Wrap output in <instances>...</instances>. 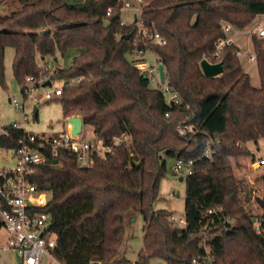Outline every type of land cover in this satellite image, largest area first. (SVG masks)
<instances>
[{"label": "trees", "instance_id": "1", "mask_svg": "<svg viewBox=\"0 0 264 264\" xmlns=\"http://www.w3.org/2000/svg\"><path fill=\"white\" fill-rule=\"evenodd\" d=\"M123 2L0 0V6L11 7L0 14L1 86L6 87L4 50L13 47L12 73L24 97L28 76L37 86L64 79L71 83L49 99L59 102L64 120L80 116L93 137L104 142L127 135L88 167H79L70 151L42 150L46 160L33 181L48 193L43 211L50 215L54 255L64 264H146L154 257L165 264H209L199 247V229L208 226L209 232L224 228L207 239L212 264H264V242L253 224L254 217L264 215V200L247 180L234 177L231 162L239 156L254 159L247 144L258 150L259 141L264 143V37L250 36L258 87L243 70L237 45L227 44L213 55L216 43L227 36L222 21L243 29L264 13V0H142L138 23L130 24L121 23ZM138 26L166 40L148 47L178 94L174 105L126 56L142 47ZM69 49L75 52L68 67L49 71L37 63V55L57 62ZM204 57L221 61L222 72L204 76L199 67ZM182 122L194 131L179 132ZM4 128L0 146L13 147L24 130L11 124ZM164 155L173 162L192 160V172L182 177L185 227L170 220L171 210L153 208L166 171ZM255 177L264 182L262 174ZM129 211L144 221L134 263L114 258Z\"/></svg>", "mask_w": 264, "mask_h": 264}, {"label": "built area", "instance_id": "2", "mask_svg": "<svg viewBox=\"0 0 264 264\" xmlns=\"http://www.w3.org/2000/svg\"><path fill=\"white\" fill-rule=\"evenodd\" d=\"M123 1L122 8L128 7L133 9L136 6L139 7L142 2V0ZM110 10V8L107 9L106 15H109ZM133 17V22L138 23L139 10ZM258 18L256 22L255 19L254 23L252 22L247 27L248 39H250L252 34H256L261 38L264 37V13L259 15ZM121 23L125 24L122 20ZM222 27L227 36L216 43L213 52L214 56H218L225 45L233 43L230 33L235 34L242 30L226 21H222ZM137 31L140 35L142 47L133 48L128 53L131 55L129 60L144 74L149 85H153V87L158 88L162 92L165 102L168 105H174L178 102L179 97L177 92L173 91L166 83L165 71L164 81H160L158 73V64L160 62H149L146 58L147 55L154 54L148 47V44L164 45L166 40L157 31L149 32L141 26H138ZM134 45H137V41H134ZM236 54L238 56V51ZM244 54L248 60L253 61L255 58L253 48L252 50L246 49ZM48 65L50 66V64ZM79 79L80 77L76 78V80ZM35 82L31 76L26 77V84L23 88L26 98L37 87ZM65 82V85L71 83ZM62 88L56 86L53 91H45L43 94L44 99L48 100L54 95H59ZM10 101L18 109L23 108V105L18 103L16 99L13 98ZM165 115L168 116L169 113L167 112ZM22 118L23 121L21 123L17 121L9 123L14 127L22 128L24 134L17 139L13 147L3 148L8 150L10 154L9 162L7 161V164L0 165V249L12 250L18 257L19 264H64L53 253L55 239L54 235L49 231L51 219L50 215L43 211L48 202V193L45 190L38 189L33 181V175L38 165L46 160V154L42 150L50 151L54 154L58 150L70 151L76 157L79 167H88L92 164L94 157L105 159L108 154L113 152L116 145L127 139V135L121 133L110 142H104L101 138L97 137L87 140L81 137L80 132L72 135L70 131L71 124L66 121L63 131L59 133L50 135L36 134L26 131L22 126L28 119V115L23 112ZM177 129L181 133L194 131V127L185 122L179 123ZM5 133L6 129L3 127L0 134ZM204 154L206 156L210 155L208 146ZM191 165L192 160L184 162L181 159H177L173 162L172 171L184 177L192 172ZM251 166L254 167L253 169H260L264 172V146L258 151L254 159L251 158ZM246 177L238 180H244ZM210 211L212 209H209ZM170 220L179 227H185L187 223L184 215H172ZM253 224L255 232L261 236L264 242V215L254 217ZM209 230L208 226H203L199 229V232L202 234L199 247L207 255L206 262L212 264L214 259L209 256L207 239L218 235L224 228L213 232H209ZM193 264L198 263L196 260H193Z\"/></svg>", "mask_w": 264, "mask_h": 264}, {"label": "rangeland", "instance_id": "3", "mask_svg": "<svg viewBox=\"0 0 264 264\" xmlns=\"http://www.w3.org/2000/svg\"><path fill=\"white\" fill-rule=\"evenodd\" d=\"M69 2L77 3L81 0H68ZM128 8V7H127ZM11 10V7L0 6V14H5ZM139 7L136 6L132 10H123V18L126 21H130L127 17L133 18V14H136ZM257 18L255 22L258 20ZM252 23V22H251ZM254 23V22H253ZM248 27V26H247ZM247 27L240 30L237 34L235 41L239 44L241 50H246L247 47L251 50V46L247 43L248 30ZM74 49H69L64 57L58 55L57 62L53 61L51 57L41 58L37 55L36 60L39 65H44L49 71L53 70L55 66L57 67H68L71 62V57L74 54ZM14 54L13 47H6L4 50L3 57V74L6 87H2L0 84V132L4 126L7 124L17 121H23V112L28 115V119L22 125L26 131H30L36 134H55L63 131L65 127V120L61 114V107L59 102L55 100H46L43 97L45 91H53V89L58 87H63L65 85L64 79H54L51 86H37L33 92H31L27 98L24 97L20 91V86L16 83L13 73H12V58ZM127 58L130 59L131 55L126 54ZM154 57L157 58L155 54L153 56L147 55L146 58L149 62H152ZM245 55L240 59L243 70L248 73L250 78V83L258 87L259 78L256 70L255 63L251 60H246ZM50 64V66L48 65ZM47 76V73H46ZM153 87V85H150ZM16 99L18 103L23 105L22 109H18L10 100ZM37 107V116H33V107ZM81 137L90 140L93 137V131L90 125L82 123L80 130ZM248 145V144H247ZM255 149L256 146L254 145ZM250 150V149H249ZM252 153L255 150H250ZM256 155V153H254ZM9 152L0 146V165L7 164L9 159ZM166 161V171L164 176L159 181L158 197L153 203V208H164L170 209L175 216L184 215L185 208V183L184 180H179V175L173 173V159L165 156ZM246 157L249 164L247 169L243 171L245 164L239 163V158H236L237 162L231 159L233 175L235 178L240 179L245 176L250 185L255 188V196H260L264 200V182H259L255 177L256 175L262 174L264 172L260 169H253L251 166L250 156H240ZM235 160V161H236ZM9 162V161H8ZM236 164V166H235ZM241 164V165H240ZM237 169V170H236ZM255 175V176H254ZM143 224L144 221L142 216L138 213L129 211L125 215V226H124V236L123 241L114 255V258L118 259L122 256L128 258L132 263L137 259V252L142 247L143 239ZM0 264H19V259L10 252L0 250ZM146 264H165L162 259L150 258Z\"/></svg>", "mask_w": 264, "mask_h": 264}, {"label": "water", "instance_id": "4", "mask_svg": "<svg viewBox=\"0 0 264 264\" xmlns=\"http://www.w3.org/2000/svg\"><path fill=\"white\" fill-rule=\"evenodd\" d=\"M199 67L201 69V72L204 76L206 77H212V76H216L219 75L222 70H223V66H222V62H210L205 58H202L199 61ZM158 73H159V78L160 81L163 82L164 81V70H163V65L161 63L158 64ZM50 86L51 82L47 81V82H43L42 86ZM33 116L36 117L37 116V107L34 106L33 107ZM66 122H69L71 124V134L72 135H76L80 132L81 130V126H82V119L80 116H70L68 118L65 119ZM179 180H182V177L179 176L178 178Z\"/></svg>", "mask_w": 264, "mask_h": 264}, {"label": "crops", "instance_id": "5", "mask_svg": "<svg viewBox=\"0 0 264 264\" xmlns=\"http://www.w3.org/2000/svg\"><path fill=\"white\" fill-rule=\"evenodd\" d=\"M125 9H130V10H132V8H122L121 10H120V18H121V20L125 23V24H130L131 22H133V18L131 19V17H127V19H130V21H126L124 18H123V10H125ZM133 16H134V14H133ZM231 35H230V37H231V40H232V42L235 44V45H237L238 46V58H239V60L242 58V57H244L245 56V54H244V52H245V50H241L240 49V46H239V44H237V42L235 41V38H236V36H237V34L238 33H235V34H232V33H230ZM247 43L251 46V50H252V44H251V41H250V39H247ZM246 49H249V47H247ZM250 50V49H249ZM151 56H153V55H151ZM247 60V59H246ZM154 61H157L158 62V59L156 58V57H154V59H153V61L152 62H154ZM253 62H254V60H253ZM255 63V62H254ZM256 66V65H255ZM47 81H49V80H46L45 82H47ZM51 85H52V82H51ZM252 85V84H251ZM48 86V85H47ZM255 87V86H254ZM264 146V143L262 142V141H259V149L258 150H256L255 149V147H254V144H252V143H248V148L250 149V150H255V152L254 153H258V151L259 150H261L262 149V147ZM236 158H239L238 160H239V163H242V164H245V166L243 167V171H245L247 168V165L249 164V162H248V160H246V157H241L240 158V156L239 157H236ZM236 158H232V160H234V162H237V160H236ZM236 160V161H235ZM238 163V162H237ZM250 164H251V161H250ZM241 165V164H240ZM235 166H236V164H235ZM237 170V169H236ZM255 176V175H254ZM253 178H256V177H253ZM183 180V179H182ZM168 210H170L169 208H168ZM0 250H2V251H7V252H10L11 254H13L14 256H16V254L12 251V250H8V249H0ZM18 258V257H17Z\"/></svg>", "mask_w": 264, "mask_h": 264}]
</instances>
